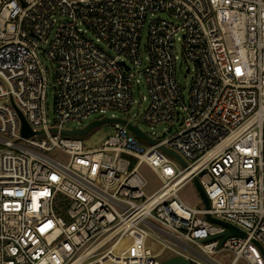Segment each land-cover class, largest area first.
<instances>
[{
	"label": "built area",
	"instance_id": "built-area-1",
	"mask_svg": "<svg viewBox=\"0 0 264 264\" xmlns=\"http://www.w3.org/2000/svg\"><path fill=\"white\" fill-rule=\"evenodd\" d=\"M41 56L54 63L53 123ZM142 81L141 120L170 124L163 136L144 132L154 143L114 113L134 105ZM108 113L128 124L115 121L100 147L63 133ZM144 163L162 182L150 195ZM194 176L208 210L178 195ZM206 214L245 236L223 239L228 228ZM221 250L235 253L231 264H264V0H0V264H222Z\"/></svg>",
	"mask_w": 264,
	"mask_h": 264
},
{
	"label": "rangeland",
	"instance_id": "rangeland-1",
	"mask_svg": "<svg viewBox=\"0 0 264 264\" xmlns=\"http://www.w3.org/2000/svg\"><path fill=\"white\" fill-rule=\"evenodd\" d=\"M156 17L167 18L165 13H157ZM52 36H50V39ZM146 43H147V27L144 28L140 40V55L142 58V65L140 69H143L144 66L147 64V51H146ZM47 46V44H44ZM104 47V46H103ZM175 52L178 56L176 61V80L178 84L181 86L184 98L188 100L189 98V91L192 83V75L187 71V63L184 59L183 51L181 42L177 41L175 44ZM42 61L44 67L47 71V79H48V88H47V116L51 123L55 120V110H54V82H55V75H54V63L50 60L45 59L43 56ZM133 97L135 100L134 105L127 111V112H114L117 117L130 119L132 123L137 124L138 128L141 129L143 132L147 133L148 135L154 137L156 134L157 136H163L164 133L169 130L170 124H158V125H150L145 123L141 120V116L145 112L146 108L149 105L148 100H144V97L148 99V90L142 81L138 85L134 86L133 88ZM111 117V113H108L104 116L101 115H94L88 119H85L81 124L76 122L67 123L66 128L69 129H80L86 127L93 121L102 120L104 118ZM182 118L181 121L176 123L173 127V131L168 132L166 137L171 136L177 130L181 128ZM116 129V124L113 123H104L101 124L84 135L77 136L81 139L84 143V146L89 149H94L100 147L103 142L109 138L110 136L114 135ZM142 145L144 147H148L151 144L149 142L142 141ZM49 154L52 157H55L63 162H68L69 155L62 151L59 148L53 149ZM182 165L180 164V167ZM183 167V166H182ZM138 173L143 177L144 181L146 182L145 192L146 194L150 195L157 191L161 187V180L156 172L152 170L150 166L147 164H141L138 167ZM179 197L186 201L187 203L191 204L195 207H201L202 199L200 194L197 191V188L193 181L187 182L181 190L178 192ZM214 259L222 264H231L233 259L235 258V253L231 250H221L218 253L213 255ZM237 264H245L243 260H240Z\"/></svg>",
	"mask_w": 264,
	"mask_h": 264
},
{
	"label": "water",
	"instance_id": "water-1",
	"mask_svg": "<svg viewBox=\"0 0 264 264\" xmlns=\"http://www.w3.org/2000/svg\"><path fill=\"white\" fill-rule=\"evenodd\" d=\"M22 122H23V127H22V134L25 137H29L31 135L34 134V132L31 130V128L29 127V125L26 123L25 119L22 117ZM120 121L123 122L125 124H128L127 121L125 120H120V119H113V118H104L102 120H98V121H93L91 122L89 125H87L86 127L82 128V129H74V130H64L63 133L65 135L68 136H80V135H84L87 132H89L90 130H92L93 128L104 124V123H113L115 121ZM129 128L141 139L149 141L151 143H154L153 140H151L141 129H139L138 127L134 126V125H130L128 124ZM166 153L170 154L171 156H173L174 158H176L180 164L184 167H188V163L184 160V158L178 154L176 151L171 150L169 148L163 147L162 148ZM193 182L197 188L198 193L201 196L202 202L205 204L206 209L208 210L210 208V201L209 198L207 196V194L205 193L200 181L198 180V178L196 176L193 177ZM206 218L216 224H220L226 228H228V231L226 233H224L222 235L223 239H226L227 237L231 236V235H241V236H245V233L242 232L241 230H239L237 227L233 226L232 224L216 219L214 217H212L210 214H206ZM164 264H188L185 260L181 259V258H174L171 259L167 262H165Z\"/></svg>",
	"mask_w": 264,
	"mask_h": 264
}]
</instances>
